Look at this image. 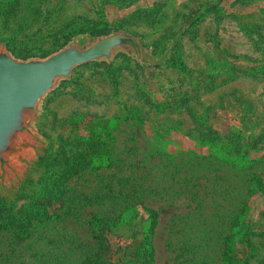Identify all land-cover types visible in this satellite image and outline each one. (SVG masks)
Instances as JSON below:
<instances>
[{
    "label": "rangeland",
    "instance_id": "374dc122",
    "mask_svg": "<svg viewBox=\"0 0 264 264\" xmlns=\"http://www.w3.org/2000/svg\"><path fill=\"white\" fill-rule=\"evenodd\" d=\"M114 33L163 62L118 51L41 100L0 186V264H264V0H0L16 60Z\"/></svg>",
    "mask_w": 264,
    "mask_h": 264
},
{
    "label": "water",
    "instance_id": "95a60500",
    "mask_svg": "<svg viewBox=\"0 0 264 264\" xmlns=\"http://www.w3.org/2000/svg\"><path fill=\"white\" fill-rule=\"evenodd\" d=\"M121 51L145 66H158L146 58L139 39L124 33L100 37L81 48L69 44L46 58L16 60L0 45V186L17 177L38 141L31 121L41 100L73 69L91 62L110 63Z\"/></svg>",
    "mask_w": 264,
    "mask_h": 264
},
{
    "label": "trees",
    "instance_id": "16d2710c",
    "mask_svg": "<svg viewBox=\"0 0 264 264\" xmlns=\"http://www.w3.org/2000/svg\"><path fill=\"white\" fill-rule=\"evenodd\" d=\"M250 168L253 167V165H249ZM250 180H256L260 183V187L263 191V194H264V181H262V177L260 176H251ZM248 192H250V190H248ZM248 207L246 206V204L243 205V208H242V211L244 209H247ZM241 211V213H242ZM147 213H148V218H147V221L149 220V226L144 228V239H142L140 241V247H142L143 249V252H142V255L143 257H146V258H152V249L149 248V245L151 244V238L154 234V229H155V226H156V220H157V213L154 211V210H147ZM238 216V215H237ZM237 216L234 217L233 220H236ZM243 217L244 218V215L243 214H240L239 217ZM263 216H264V213H263ZM239 217L237 218V220H239ZM241 217V218H242ZM238 224H242L243 223V220H240V221H237ZM249 227V228H248ZM247 228V229H246ZM245 228V232H244V235L246 237V240H249L251 238V236L254 234V231L252 229V227L250 226H247ZM262 233H264V231H262ZM261 233V234H262ZM263 236V235H261ZM235 235H233L231 238H234ZM146 241H148V243H146Z\"/></svg>",
    "mask_w": 264,
    "mask_h": 264
}]
</instances>
